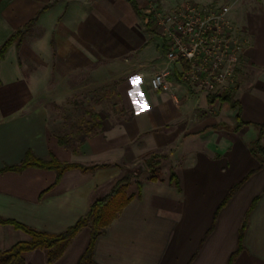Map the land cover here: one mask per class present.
Here are the masks:
<instances>
[{
  "label": "crops",
  "instance_id": "0c3cea01",
  "mask_svg": "<svg viewBox=\"0 0 264 264\" xmlns=\"http://www.w3.org/2000/svg\"><path fill=\"white\" fill-rule=\"evenodd\" d=\"M133 2L0 0V46L22 31L0 60V216L60 233L145 166L125 192L133 197L97 236L91 264H228L233 254L230 264H264V163L249 149L257 139L264 147V0H248L230 17L247 38L234 108L178 83L175 71L170 91L151 89L165 60L148 15L189 0ZM83 89H102L87 97L100 127L73 153L49 119ZM132 91L143 93V111ZM27 152L95 168L59 177L38 167L1 171ZM153 155L151 173L145 161ZM28 239L0 224V249ZM89 241L86 225L56 259L35 249L24 264H77Z\"/></svg>",
  "mask_w": 264,
  "mask_h": 264
},
{
  "label": "built area",
  "instance_id": "2783aa9c",
  "mask_svg": "<svg viewBox=\"0 0 264 264\" xmlns=\"http://www.w3.org/2000/svg\"><path fill=\"white\" fill-rule=\"evenodd\" d=\"M231 5L185 3L170 10L150 11V22L161 38L165 67L150 78L154 91H170L178 83L218 98L238 86L247 38L230 19Z\"/></svg>",
  "mask_w": 264,
  "mask_h": 264
},
{
  "label": "trees",
  "instance_id": "16d2710c",
  "mask_svg": "<svg viewBox=\"0 0 264 264\" xmlns=\"http://www.w3.org/2000/svg\"><path fill=\"white\" fill-rule=\"evenodd\" d=\"M134 5L133 0H130ZM150 22V18L148 23ZM22 38V31L19 30L15 32L9 39H7L0 46V60L3 58L7 48L11 45L13 41L19 42ZM232 91L226 92L224 95L218 98H210V102L215 99L227 102L230 107L234 108L236 102L233 100ZM86 116L81 118L76 125H72L71 128L64 132L63 134H57L56 137L59 145L70 149L73 153H76L79 145L92 133H94L100 127V117L98 114L93 113L91 110H85ZM249 149L251 153L257 157L260 163H264V147L259 143V140H255L250 143ZM145 164L151 173H154L155 167L157 165V157L150 156ZM26 167H38L42 169H49L56 172L59 177L63 171L70 168H80L81 170H92L95 166H82L78 163H65L57 160L54 157H50L48 160H41L35 158L29 152H27L23 160L17 166L7 167L3 170L21 171ZM172 177V174H171ZM154 177L152 176L151 179ZM129 180V175L124 174L121 179L117 181L114 185L111 193L101 199L95 200L87 213L79 218L75 224L66 228L64 231L51 234L39 230H35L27 225H24L16 220L10 218H2L0 216V224L11 225L17 230H21L27 235L29 239L26 241H18L11 245L7 249H0V264H24L23 254L33 251L35 249H45L49 250L48 261H52L61 255L63 250L71 241L72 237L83 227L89 225L90 227V241L86 250L80 256L77 264H91V254L94 242L99 234L104 230V227L109 223L111 219L126 205V203L133 197V195L126 196L125 184ZM140 183H137L139 186ZM245 224H243L242 229ZM241 229V234H242ZM240 234V236H241ZM239 243V249H240ZM233 254L228 264L231 263Z\"/></svg>",
  "mask_w": 264,
  "mask_h": 264
},
{
  "label": "rangeland",
  "instance_id": "374dc122",
  "mask_svg": "<svg viewBox=\"0 0 264 264\" xmlns=\"http://www.w3.org/2000/svg\"><path fill=\"white\" fill-rule=\"evenodd\" d=\"M191 3H196L198 5L205 4L201 0H189ZM248 0H236L235 2H227L224 0L222 2H214L213 5L222 4V3H229L231 5L230 11L228 13L229 17L233 16V9H235L240 4H246ZM75 80V79H74ZM102 89L96 90H87L83 89L75 93L67 102L61 106H57L53 108V114H51L49 119V126L54 133L63 134L64 132L68 131V128L71 125H75L81 118L86 116L85 110L90 109L91 103L87 100V97L91 95V93L99 94ZM93 96V94H92ZM96 96V95H94ZM144 168V169H143ZM135 168L129 174V180L125 184V192L129 185L134 190L135 183L140 180L145 175V166ZM26 234V233H25ZM29 236V235H28Z\"/></svg>",
  "mask_w": 264,
  "mask_h": 264
},
{
  "label": "snow or ice",
  "instance_id": "6c2138e0",
  "mask_svg": "<svg viewBox=\"0 0 264 264\" xmlns=\"http://www.w3.org/2000/svg\"><path fill=\"white\" fill-rule=\"evenodd\" d=\"M132 83H133V85H139L140 79L137 77V78H135L132 81ZM136 95H139V96L142 97L143 96V93L137 91L136 92ZM134 103H136L140 107L141 111H143L145 109V107H146V102H141V101H138V100H135L134 99Z\"/></svg>",
  "mask_w": 264,
  "mask_h": 264
},
{
  "label": "clouds",
  "instance_id": "9594fccd",
  "mask_svg": "<svg viewBox=\"0 0 264 264\" xmlns=\"http://www.w3.org/2000/svg\"><path fill=\"white\" fill-rule=\"evenodd\" d=\"M136 78H137V77H136ZM138 78L140 79V77H138ZM136 92H137V91H132V92L130 93V96L133 98V100H134V99L136 100V97H137Z\"/></svg>",
  "mask_w": 264,
  "mask_h": 264
}]
</instances>
